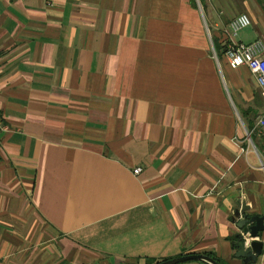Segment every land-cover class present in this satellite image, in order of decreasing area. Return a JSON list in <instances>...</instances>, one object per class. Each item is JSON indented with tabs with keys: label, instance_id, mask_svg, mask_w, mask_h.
I'll list each match as a JSON object with an SVG mask.
<instances>
[{
	"label": "crops",
	"instance_id": "obj_1",
	"mask_svg": "<svg viewBox=\"0 0 264 264\" xmlns=\"http://www.w3.org/2000/svg\"><path fill=\"white\" fill-rule=\"evenodd\" d=\"M190 1L0 0V264H264L262 101L217 30L264 39V0Z\"/></svg>",
	"mask_w": 264,
	"mask_h": 264
},
{
	"label": "built area",
	"instance_id": "obj_2",
	"mask_svg": "<svg viewBox=\"0 0 264 264\" xmlns=\"http://www.w3.org/2000/svg\"><path fill=\"white\" fill-rule=\"evenodd\" d=\"M250 23V18L245 12H238L231 16L222 28V37L220 40L221 53L231 67L244 65L253 75L258 87L259 95L262 101V107L253 119L249 127H244L245 136L250 138L252 133L259 134L264 138V41L260 37H254L244 41L236 37L238 31ZM212 46V43H211ZM213 53L215 52L212 50ZM6 128L3 114L0 111V130ZM139 166L132 168L137 172ZM239 238L246 244L253 237L248 234L246 229L239 230Z\"/></svg>",
	"mask_w": 264,
	"mask_h": 264
},
{
	"label": "water",
	"instance_id": "obj_3",
	"mask_svg": "<svg viewBox=\"0 0 264 264\" xmlns=\"http://www.w3.org/2000/svg\"><path fill=\"white\" fill-rule=\"evenodd\" d=\"M248 209L249 206L245 204V200L239 199V203L232 210V219H236L237 227H245L243 229H246L248 234L253 237L246 244L242 243L240 238L233 244L235 246L234 256L240 257L244 263L253 262L262 248V241L256 238L258 231L263 228L262 216L256 213L249 214ZM186 259H197L206 264H219L214 257L203 252L180 254L155 261L152 264H173Z\"/></svg>",
	"mask_w": 264,
	"mask_h": 264
},
{
	"label": "rangeland",
	"instance_id": "obj_4",
	"mask_svg": "<svg viewBox=\"0 0 264 264\" xmlns=\"http://www.w3.org/2000/svg\"><path fill=\"white\" fill-rule=\"evenodd\" d=\"M241 11V10H240ZM240 11H236V13L237 12H240ZM231 17V16H230ZM225 23L226 22H224V23H222L221 25H219V26H217V30H218V33L220 34V32L222 31V28H223V26L225 25ZM207 27H208V25H207ZM209 28V36H211L212 37V32H211V29H210V27H208ZM245 29V28H244ZM244 29H243V31H244ZM243 31H238L237 32V34H236V37H239L240 35H241V33L243 32ZM211 34V35H210ZM261 37V36H260ZM261 39L264 41V39L261 37ZM29 258H31L32 259V256H30ZM30 262H32V263H30ZM29 263L30 264H33L34 262L33 261H30Z\"/></svg>",
	"mask_w": 264,
	"mask_h": 264
},
{
	"label": "trees",
	"instance_id": "obj_5",
	"mask_svg": "<svg viewBox=\"0 0 264 264\" xmlns=\"http://www.w3.org/2000/svg\"><path fill=\"white\" fill-rule=\"evenodd\" d=\"M190 2H191V4H194V1H193V0H191ZM242 228H245V227H242ZM204 253H206V254H208V255L214 257V258L217 260V262H218L219 264H224L223 262H220V260H219L214 254H212L211 252L207 251V252H204ZM151 263H152L151 260H147V261H146V264H151ZM205 264H206V263H205Z\"/></svg>",
	"mask_w": 264,
	"mask_h": 264
}]
</instances>
